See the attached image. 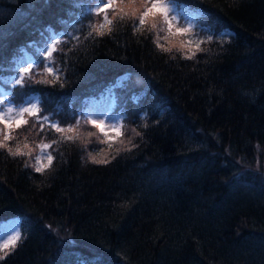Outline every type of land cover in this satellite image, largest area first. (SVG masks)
I'll return each instance as SVG.
<instances>
[{
    "label": "trees",
    "instance_id": "trees-1",
    "mask_svg": "<svg viewBox=\"0 0 264 264\" xmlns=\"http://www.w3.org/2000/svg\"><path fill=\"white\" fill-rule=\"evenodd\" d=\"M94 1L0 0V78L60 37L57 74L22 87L65 129L0 122L24 153L0 148V223L21 216L0 264H264V0H178L211 28L199 49L159 16L139 26L144 0ZM123 71L128 116L107 144L82 107Z\"/></svg>",
    "mask_w": 264,
    "mask_h": 264
},
{
    "label": "rangeland",
    "instance_id": "rangeland-1",
    "mask_svg": "<svg viewBox=\"0 0 264 264\" xmlns=\"http://www.w3.org/2000/svg\"><path fill=\"white\" fill-rule=\"evenodd\" d=\"M166 2V1H165ZM180 16V11L175 5L170 4V21L176 20ZM180 28L189 31L193 38H198L199 33L198 29L195 28L196 26V16L194 14H186L183 13V18L180 20ZM189 34V35H190ZM0 101L3 102V107H0V116L4 117V120L7 122L11 120H16L19 110L28 107L33 111L37 108V99L35 97H29L25 100L23 105L18 108L9 100L8 93L0 88ZM114 103V99L110 96H105L102 99L95 101L88 109V114L90 117L96 121L97 123L101 124L104 130H107L110 135L116 134L115 131L112 129H119V122L116 116L110 115V111L112 105ZM11 109V111H9ZM48 154L43 153L39 156L40 160L39 163L41 166H46L48 164L47 160ZM19 228V217H13L11 221H8L4 226L1 224V235H0V248H3L4 244H9L13 237L17 235V222ZM4 223V222H3ZM9 244L8 246H11Z\"/></svg>",
    "mask_w": 264,
    "mask_h": 264
},
{
    "label": "snow or ice",
    "instance_id": "snow-or-ice-1",
    "mask_svg": "<svg viewBox=\"0 0 264 264\" xmlns=\"http://www.w3.org/2000/svg\"><path fill=\"white\" fill-rule=\"evenodd\" d=\"M170 2H171V0H168V2H165V0H144L143 5H142V10L140 11L139 15H136L134 13L133 18L138 20L139 26H144L146 24V19L149 16H153V17L159 16L160 18H162L164 20L165 23H167L169 25L168 31L172 32L170 19H173V18L170 17ZM100 3H101V5H103V7L98 8L97 14H99L100 12H104L105 9H108V8H112L113 12L114 13L116 12V9L113 8L112 0H100ZM124 15H127V13H125ZM120 18L123 19L124 17L121 16ZM104 19L105 20L108 19L107 14H105ZM108 22L111 23L110 20ZM101 27H103V26H101ZM151 27L155 28L156 25L152 24ZM139 30H140V27H137V31H139ZM184 31L185 30L177 28L176 32H174L172 34L173 35H177V34L182 35ZM99 34L103 35V32H100ZM0 39H3V37L0 36ZM157 46L162 47L159 44ZM196 47H197V49H199V44H197ZM162 50L163 51H171V48H162ZM49 55H50V53H49ZM192 55H195V53L193 52ZM186 58L191 59L192 56H187ZM48 71L50 74L52 73L51 68H49ZM25 72H29V69L25 68ZM24 79H25V77L21 76L16 82L23 84ZM9 111H11V109H9ZM25 114H28L29 116H35L36 117V120H35L36 123H39L41 120H47L48 119L46 116H44V117L39 116L38 112H34L30 108L24 107V108L19 110L17 119L15 121H9V122L5 123V128H9L11 126V123H15L17 127H19L22 123L27 124L28 121L23 118ZM0 122H4L3 116H0ZM92 123H93L94 127L100 129L103 132V135L105 136L106 139H105V141H102V142H105V143L108 142L107 138L109 136V132L107 130H104V128L102 127L101 124L96 123V122H92ZM50 127L55 128V130L57 132L65 131V129H62L57 125H51ZM67 131L71 132L72 129L69 128V129H67ZM112 131H115L117 136L122 135V133L117 129H112ZM10 138L11 137L8 134H5L3 137L4 142H0V148H7V150L13 156L24 155V153L22 151H20L19 148H17L16 151H12L11 148H8L6 141H8ZM109 146H111V145H109ZM25 147H27V145H25ZM48 147H49V145H44L45 149ZM114 158L115 157H113V159ZM52 159H53V157L51 155H48V157H47L48 165H51ZM92 162L96 163V164H106V163H109L110 161L106 160L105 158L97 159L96 157H92ZM43 167L44 166L36 168V171H38V172L43 171ZM20 238H21L20 235L17 234L15 237L12 238V240L9 243H11L14 246L15 242L18 241ZM3 247L7 248L8 244H4ZM3 258H4L3 256H0V259H3ZM82 264H87V262H82ZM96 264H102V260H97Z\"/></svg>",
    "mask_w": 264,
    "mask_h": 264
}]
</instances>
